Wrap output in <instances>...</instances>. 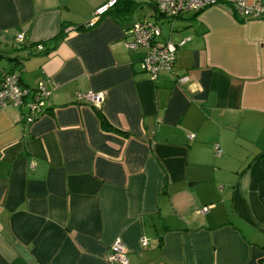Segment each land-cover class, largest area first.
Here are the masks:
<instances>
[{
	"label": "crops",
	"instance_id": "obj_1",
	"mask_svg": "<svg viewBox=\"0 0 264 264\" xmlns=\"http://www.w3.org/2000/svg\"><path fill=\"white\" fill-rule=\"evenodd\" d=\"M107 1L0 0V78L51 89L32 123L0 108V264H108L116 238L128 264H264V19L212 6L171 24L120 0L88 26ZM139 20L186 83L142 71Z\"/></svg>",
	"mask_w": 264,
	"mask_h": 264
},
{
	"label": "built area",
	"instance_id": "obj_2",
	"mask_svg": "<svg viewBox=\"0 0 264 264\" xmlns=\"http://www.w3.org/2000/svg\"><path fill=\"white\" fill-rule=\"evenodd\" d=\"M120 0H108L105 4L98 6L92 13L88 26L95 21ZM135 3H149L153 5L158 13L166 18L171 24L179 14L187 11H201L208 7H220L230 13H236L247 19H264V4L258 0H131ZM129 39L125 47L129 51L142 50L140 60L141 69L151 80H156L160 72H167L176 84H184L189 80L187 75H178L174 71L176 56V45L169 40L159 42L161 36L160 26L148 20L134 22L126 31ZM18 43L24 42V35L15 36ZM31 49V48H30ZM38 51L44 50L43 43L39 42L32 46ZM51 94L46 81L41 80L33 88L21 86L19 74L12 70L2 74L0 78V108L4 107H26L23 119L26 123H32L44 111L46 100ZM78 100H86L92 107L98 108L104 101L103 92L88 91L84 94H77ZM188 137L192 139L193 134ZM215 153L219 155L218 145L214 146ZM142 246L147 244V239H140ZM127 248L120 238H116L109 247L105 260L108 264H128Z\"/></svg>",
	"mask_w": 264,
	"mask_h": 264
},
{
	"label": "trees",
	"instance_id": "obj_3",
	"mask_svg": "<svg viewBox=\"0 0 264 264\" xmlns=\"http://www.w3.org/2000/svg\"><path fill=\"white\" fill-rule=\"evenodd\" d=\"M122 1V0H121ZM124 1H126V3H129V4H127L128 5V7L130 6H132L133 5V3H135V2H133V1H131V0H124ZM155 8V7H154ZM155 11H156V13L157 14H159L158 13V11L156 10V8H155ZM160 15V14H159ZM63 35H64V28L62 27V28H60V31L52 38V41H54V42H57L58 40H60L62 37H63ZM97 111V113H98V116H99V118H100V121H101V123H102V125L103 126H107V123H106V120L103 118V116L98 112V110H96ZM260 200H261V202H262V204H264V195H262L261 197H260Z\"/></svg>",
	"mask_w": 264,
	"mask_h": 264
},
{
	"label": "rangeland",
	"instance_id": "obj_4",
	"mask_svg": "<svg viewBox=\"0 0 264 264\" xmlns=\"http://www.w3.org/2000/svg\"><path fill=\"white\" fill-rule=\"evenodd\" d=\"M148 18V17H147ZM148 19H150V20H153V18L151 17V16H149V18ZM167 28H168V24L167 23H165V22H163L162 23V31H163V34H165L166 33V31H167Z\"/></svg>",
	"mask_w": 264,
	"mask_h": 264
}]
</instances>
